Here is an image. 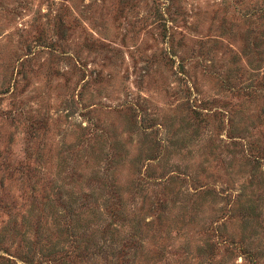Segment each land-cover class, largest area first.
Segmentation results:
<instances>
[{
  "label": "rangeland",
  "instance_id": "rangeland-1",
  "mask_svg": "<svg viewBox=\"0 0 264 264\" xmlns=\"http://www.w3.org/2000/svg\"><path fill=\"white\" fill-rule=\"evenodd\" d=\"M0 264H264V0H0Z\"/></svg>",
  "mask_w": 264,
  "mask_h": 264
}]
</instances>
